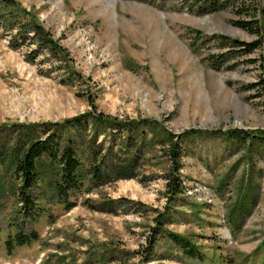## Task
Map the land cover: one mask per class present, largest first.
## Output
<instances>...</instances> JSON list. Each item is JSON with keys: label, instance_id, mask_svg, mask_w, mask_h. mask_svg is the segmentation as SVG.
I'll return each mask as SVG.
<instances>
[{"label": "rangeland", "instance_id": "obj_1", "mask_svg": "<svg viewBox=\"0 0 264 264\" xmlns=\"http://www.w3.org/2000/svg\"><path fill=\"white\" fill-rule=\"evenodd\" d=\"M11 1L0 0V264H264V142L220 132L264 131V87L241 86L264 78L251 60L259 49L230 68L207 62L218 50L210 34L256 35L229 8L199 12L197 0ZM33 20L59 48L30 36ZM96 112L141 125L96 124ZM78 115L79 126L53 132L86 167L97 154L102 180L86 177L66 209L45 160L30 188L34 216H23L16 157L29 135L49 132L41 122ZM171 141L183 191L170 200ZM161 213V227L191 237L202 257L160 229L144 260ZM31 229L36 239L8 251L7 236Z\"/></svg>", "mask_w": 264, "mask_h": 264}, {"label": "trees", "instance_id": "obj_2", "mask_svg": "<svg viewBox=\"0 0 264 264\" xmlns=\"http://www.w3.org/2000/svg\"><path fill=\"white\" fill-rule=\"evenodd\" d=\"M8 5L14 4L11 0H3ZM197 9L199 12L219 10L221 8H229L234 16L230 18V22L233 25L241 27L250 33L256 35L255 38L250 40L240 39L238 37L229 36L224 33H212L208 39H212L218 47V50L211 52L207 55V62L213 68L226 67L230 68L235 64V60L232 62L229 59H234L241 53L247 54L255 49H259V54L252 61L258 60L259 64L264 67V5L259 0H197ZM209 5V6H204ZM32 17V16H31ZM30 36L40 39L45 46L51 47L52 41H54L43 27L33 20L31 24ZM53 45L57 48L59 46L53 42ZM52 45V46H53ZM260 81H250L241 84L244 89H252L264 87V78H259ZM84 115V113H82ZM82 115L72 116L64 119L62 122H41V124L49 125V132L43 137H35L33 135L28 136L27 143L22 147L21 152L15 159L14 172L20 179L18 188V198L20 203L26 206V210L23 211V216H34L33 208L35 207V198L30 191L31 186L37 181L40 176L41 164L47 160V164L55 165L54 173L57 176L55 180V193L62 197L66 209H70L76 204L75 200L67 199L69 191L79 188L84 179L89 177L92 180L101 181L99 176V164H96L97 154H94L92 158L93 164L86 167L76 152V148L69 138L64 139L62 135L54 134L53 130H57L58 127L67 129L68 124L80 125ZM88 115V114H86ZM85 115V116H86ZM91 119L96 124L112 126L114 125H134L133 127H139V123L136 119L118 121L114 119V116H110L103 112H96L90 114ZM40 124V123H39ZM114 132V131H113ZM221 133L229 136L233 139H240L244 135L249 136L252 139H257L264 142V131L252 132L250 130H241L236 128H229L221 130ZM170 136H184L188 133L179 132L173 134L167 132ZM128 143H131V139H127ZM170 152V170L166 176V192L168 198L171 200L176 194L183 191L182 178L180 177L179 170L181 163L179 160L180 147L178 141H171L169 145ZM120 167V166H119ZM121 169V168H120ZM118 170V169H117ZM53 171V170H51ZM91 205V204H89ZM97 208V206H92ZM166 213L159 214L155 219L157 225H154V233L148 240V250L145 252V261L152 260L150 249L155 241V233L164 229L160 223L165 217ZM170 239L173 240L179 247L183 249L185 253L193 257H202V252L199 245L192 240L191 237L182 233L164 229ZM38 237V233L35 229H31L29 232L18 230L13 236H7L5 244L8 251L12 250V247L16 245H22L30 243Z\"/></svg>", "mask_w": 264, "mask_h": 264}]
</instances>
